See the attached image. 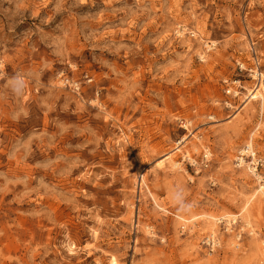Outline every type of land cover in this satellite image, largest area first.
<instances>
[{
    "label": "rangeland",
    "instance_id": "obj_1",
    "mask_svg": "<svg viewBox=\"0 0 264 264\" xmlns=\"http://www.w3.org/2000/svg\"><path fill=\"white\" fill-rule=\"evenodd\" d=\"M262 89L264 0H0V264H264Z\"/></svg>",
    "mask_w": 264,
    "mask_h": 264
},
{
    "label": "clouds",
    "instance_id": "obj_2",
    "mask_svg": "<svg viewBox=\"0 0 264 264\" xmlns=\"http://www.w3.org/2000/svg\"><path fill=\"white\" fill-rule=\"evenodd\" d=\"M13 91L18 92L19 91V85H20V77H15L13 79ZM179 198V197H178Z\"/></svg>",
    "mask_w": 264,
    "mask_h": 264
},
{
    "label": "bare ground",
    "instance_id": "obj_3",
    "mask_svg": "<svg viewBox=\"0 0 264 264\" xmlns=\"http://www.w3.org/2000/svg\"><path fill=\"white\" fill-rule=\"evenodd\" d=\"M261 93L264 94V89L261 90ZM258 96H259V90L255 94L252 95V98L256 99Z\"/></svg>",
    "mask_w": 264,
    "mask_h": 264
}]
</instances>
